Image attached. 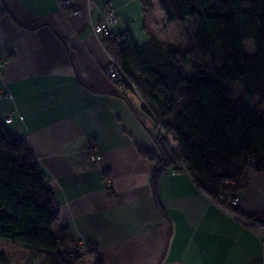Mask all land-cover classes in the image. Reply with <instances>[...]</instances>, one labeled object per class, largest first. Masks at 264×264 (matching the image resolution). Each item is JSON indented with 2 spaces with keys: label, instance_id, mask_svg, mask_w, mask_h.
Returning a JSON list of instances; mask_svg holds the SVG:
<instances>
[{
  "label": "crops",
  "instance_id": "0c3cea01",
  "mask_svg": "<svg viewBox=\"0 0 264 264\" xmlns=\"http://www.w3.org/2000/svg\"><path fill=\"white\" fill-rule=\"evenodd\" d=\"M70 4L79 15L61 0H0V10L7 5L13 14L0 15V57L10 59L0 72V113L12 116L9 128L26 138L54 192V235L63 228L74 248L93 244L102 264H264L263 218L249 223L242 214H264V172L247 170L236 193L238 216L220 208L183 166L165 168L152 186L157 162L138 147L159 153L156 123L138 94L124 95L132 106L120 96L106 71L109 35L92 27L114 9L113 32L136 38L134 18L148 14L140 0ZM153 4V12L161 10ZM140 29L147 40L156 37H148L147 23ZM94 147L102 159L90 163L85 149Z\"/></svg>",
  "mask_w": 264,
  "mask_h": 264
},
{
  "label": "trees",
  "instance_id": "16d2710c",
  "mask_svg": "<svg viewBox=\"0 0 264 264\" xmlns=\"http://www.w3.org/2000/svg\"><path fill=\"white\" fill-rule=\"evenodd\" d=\"M153 1L140 0L144 13L153 12ZM157 1L168 22L194 19L195 52L212 59V66L191 62L190 50L156 37L140 43L126 31L119 42L105 38L139 91L142 109L156 123L157 133L151 135L159 153L143 146L138 152L157 162L154 189L165 168L183 166L215 201L237 196L248 169L264 172V111L259 108L264 104V0ZM4 13L13 16L7 5L0 10ZM248 40L252 54L244 46ZM234 82L257 104L235 101ZM242 214L253 221L262 217L258 221L264 225V214ZM59 218L54 192L26 138L11 130L0 113V238L43 256L45 264H78L87 255L102 264L93 244L62 249L68 243L66 230L53 233Z\"/></svg>",
  "mask_w": 264,
  "mask_h": 264
},
{
  "label": "rangeland",
  "instance_id": "374dc122",
  "mask_svg": "<svg viewBox=\"0 0 264 264\" xmlns=\"http://www.w3.org/2000/svg\"><path fill=\"white\" fill-rule=\"evenodd\" d=\"M155 1L157 4L158 1ZM161 13L164 12L157 8V10L153 13L143 14L141 12L139 16L134 18L133 24L135 27H131V29L136 35V39L139 42L145 41L146 36L143 35L144 30L140 29V27L141 25L147 23L149 27V29H147V34L149 38L150 36H156V38L163 42H173L184 49H188L190 50L189 57L191 62H200L204 66L211 67L212 59L198 56L197 52H195L193 42L195 33L194 19L189 17L184 22H165L164 16L161 17V15L165 14ZM154 20H156V23H154ZM244 46L248 54H252L254 52V45L252 41H245ZM231 85L234 90L235 101L245 100L251 105L257 104L255 99H252L245 94L240 83L234 82L231 83ZM259 108L261 111H264V104ZM53 233L56 232L53 231ZM80 243L82 244L81 246H79V242H76V246L80 249L84 248L85 245L88 244L84 242ZM62 249L74 250L75 248L67 243V245L62 247ZM43 259V256H32L22 244H15L6 239L0 238V264H45ZM78 264H95V258L92 255L84 256Z\"/></svg>",
  "mask_w": 264,
  "mask_h": 264
},
{
  "label": "built area",
  "instance_id": "2783aa9c",
  "mask_svg": "<svg viewBox=\"0 0 264 264\" xmlns=\"http://www.w3.org/2000/svg\"><path fill=\"white\" fill-rule=\"evenodd\" d=\"M61 3L64 7H69L68 9L71 14L74 15L80 14L81 11L80 7L70 6L71 5L70 0H61ZM116 23H117L116 12L114 9H109L106 13L105 20L103 22L92 25L93 31L97 35H105V34L111 35V38L113 40L119 42L121 40L119 33L113 32V27L116 25ZM9 63H10L9 57L6 55H2L0 57V72L5 67V65ZM106 71L110 76V78L113 81H115V83L117 84V89L121 94L127 95L130 92L138 94L134 84L130 81L129 77L125 74L118 61L112 55H110L109 64L107 66ZM2 96L3 95H1L0 93V97ZM7 96L11 97L10 94H7ZM20 119L22 120L23 118L20 117ZM4 121L6 124H11L13 123L14 119L12 118L11 115H7L4 116ZM85 157L86 160L90 163H95L102 159V155L97 147L86 150ZM220 198H221L220 201L214 200L217 203V205L227 213H230L234 216H238L236 214L235 208L239 205V197L233 194H228L227 197L225 198L220 197ZM248 222L254 223V221L251 222L250 220H248ZM81 245L82 244L79 242V246Z\"/></svg>",
  "mask_w": 264,
  "mask_h": 264
},
{
  "label": "bare ground",
  "instance_id": "6f19581e",
  "mask_svg": "<svg viewBox=\"0 0 264 264\" xmlns=\"http://www.w3.org/2000/svg\"><path fill=\"white\" fill-rule=\"evenodd\" d=\"M89 149H91V148H87V149H85V151H86V150H89ZM99 152H100V151H99ZM101 155H102V154H101Z\"/></svg>",
  "mask_w": 264,
  "mask_h": 264
}]
</instances>
